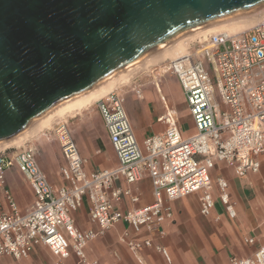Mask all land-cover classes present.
Returning a JSON list of instances; mask_svg holds the SVG:
<instances>
[{
	"label": "built area",
	"instance_id": "obj_1",
	"mask_svg": "<svg viewBox=\"0 0 264 264\" xmlns=\"http://www.w3.org/2000/svg\"><path fill=\"white\" fill-rule=\"evenodd\" d=\"M201 44L193 54L198 55L196 59L187 55L162 67L177 78L193 134L182 135L176 112L162 98L164 113L159 120L166 128L139 144L123 95L111 91L95 105L118 159L116 168L85 173V160L68 118L50 129L64 159L59 168L64 181L61 186L49 182L32 147L0 151V264L4 257L27 264L37 246L50 252L52 260L46 264H64L69 258L76 264H96L86 255L87 245L119 223L124 227L118 239L138 261L143 249L154 248L170 262L167 248L154 245L152 234L164 237L162 225L174 220L171 202L192 193L199 194L201 216L211 217L218 201L229 219L236 218V201L228 181L212 174L223 164L236 177L246 178L258 174L264 163V20L234 34H212ZM135 92L142 94L139 87ZM11 167L17 168L33 192V202L25 213L19 211L6 188V171ZM144 174L151 181L153 201L127 211L118 208L123 199L136 204L139 197L130 187L122 189L117 181L131 185ZM84 200L93 228L76 225L74 213ZM213 220L219 222L220 215H214ZM243 241L256 243L254 236ZM229 264H264V244L247 257L231 256Z\"/></svg>",
	"mask_w": 264,
	"mask_h": 264
},
{
	"label": "water",
	"instance_id": "obj_2",
	"mask_svg": "<svg viewBox=\"0 0 264 264\" xmlns=\"http://www.w3.org/2000/svg\"><path fill=\"white\" fill-rule=\"evenodd\" d=\"M264 0H0V144L170 42Z\"/></svg>",
	"mask_w": 264,
	"mask_h": 264
},
{
	"label": "crops",
	"instance_id": "obj_3",
	"mask_svg": "<svg viewBox=\"0 0 264 264\" xmlns=\"http://www.w3.org/2000/svg\"><path fill=\"white\" fill-rule=\"evenodd\" d=\"M138 87L140 88V85H136L133 91L135 92V89ZM154 90L163 107L162 112L156 115L152 112L148 102H144L145 89H141V96H138L135 92L134 95H126L125 97L124 93L119 92L124 97L125 112L139 144H142L144 139L148 136L162 133L165 130V123L159 120V117L164 113L162 98L167 104L168 100L166 95L173 96L174 100H184L183 93L178 84L174 86V89L170 87L169 83H165L161 88L156 82ZM166 91L168 93H166ZM130 99L132 100L131 102H133L131 104L132 107L130 105L131 108L127 107V102ZM170 108L178 114V125L180 124L181 117L186 116L191 118L187 106L186 110L181 109L179 111H176L172 107ZM68 120L73 139L81 156L85 160L83 167L85 173L88 174L103 169H114L118 166V159L112 148L108 132L96 105L92 108L90 106L89 109L85 110L82 114L69 117ZM192 127L193 132L191 134L194 133L193 123ZM179 128L183 136L186 137L191 135L183 131L180 125ZM44 136L46 140L53 139L56 141L50 129L44 132ZM27 146L34 149L36 159L42 170L46 173L49 182L56 187L63 185L64 181L61 178L59 168L64 164V159L60 149L58 150V156L61 159V163L57 165V154L54 153V157L48 155L44 163L40 159L41 151L40 147H38L39 145L31 144ZM56 146L57 145H55V147ZM224 168L227 167L219 164L218 170L215 169L214 171H217L218 175H220V171ZM258 174L260 177L258 176L257 178H261V183L264 184V179L262 178L264 176V163H262L261 170ZM252 175L246 178H239L240 180L245 179L248 181L247 185L241 183L239 186H235L234 184L231 185V178L226 179L224 175H220L229 181V192L231 197L236 201L237 216L235 219H229L226 216L218 201L216 202L211 217L200 216L198 211V193H196L197 204L195 209H193L191 204L190 206L187 204L188 198L193 196V194L171 202L175 221H166L162 225V228L165 230L164 237H160L157 233L152 234L154 245L160 244L167 248L171 258L170 262H167L163 255L154 248L143 249L140 252L141 262L138 261L123 244L118 242V236L124 227L122 223L115 225L113 229H110L103 235L90 241L85 249L86 255L88 259L92 261L95 260L96 264H229V258L233 255L237 257H247L251 255L252 251L259 244H264V210L262 208V202L264 200L261 201L251 196L252 190L250 184L252 183ZM143 178L149 180L152 197L150 199H143L141 193L137 192L135 190L136 188L133 187L135 183L128 185L123 180H119L116 184L120 185L122 189L130 187L132 192L139 197V201L136 204H132L129 202L128 198H125L118 204V208L127 211L132 208L150 204L153 201L151 181L146 174L143 175L142 179ZM6 188L10 191L7 180ZM32 202L33 201L22 204L16 203V205L23 207L29 205L25 210L17 206L21 213H25ZM85 203L87 204L86 206ZM216 214L220 215L219 222L213 220V216ZM74 218L76 225L81 229L95 227L88 217L87 200H84L81 207L74 213ZM119 230L121 231L119 232ZM142 235L147 236L148 234L143 232ZM247 236H254L256 243L254 245L246 244L243 239ZM48 258L52 260V256L48 249L37 246L25 263L46 264ZM11 262L12 264H16L13 261ZM64 264L76 263L72 258H69Z\"/></svg>",
	"mask_w": 264,
	"mask_h": 264
},
{
	"label": "rangeland",
	"instance_id": "obj_4",
	"mask_svg": "<svg viewBox=\"0 0 264 264\" xmlns=\"http://www.w3.org/2000/svg\"><path fill=\"white\" fill-rule=\"evenodd\" d=\"M257 13H259V14H257ZM256 16L260 18V16H262L261 12H256L255 14L253 13V15H251V16L248 15V17L251 18V19H249L248 17H245L244 19L247 18L246 20H248V19L252 20L254 18H257ZM205 40L194 41V42H192L193 44L190 43L186 55H192V59H196L198 57V55L197 54L193 55V54L195 53V51L198 48L201 47V45H202L201 42H203ZM169 60H171V59H166L160 65H156V66H153V67H151V68H149L147 70H141V71L135 73L133 75V77L131 78V81L127 85L119 87V88L115 89V91L124 93L125 97H126V95H131L132 96L135 93L133 91V88L136 85H140L141 89H145V100H144V102H148V105L151 107L152 112L155 115L160 113V112H162L163 107L161 106V104H160V102H159V100H158V98L156 96L155 90H154L155 83L157 82L160 85L161 88H162V86L165 83H169L170 87H172L173 89H174V86H176V84L179 85V83L177 81V78L175 77L174 74H171V73H168V72H163V70H162L163 65L168 63ZM162 92H163V89H162ZM166 93H168V92L166 91ZM178 95H179V93H178ZM166 98L168 100L169 106L172 107L173 109H175L176 111L177 110L179 111L181 109H185L186 110V105H185L184 100L183 101L181 99L174 100L173 96H171V95L170 96L166 95ZM131 101L132 100L130 99L127 102V107H129V108L132 107L131 104L133 102H131ZM130 105H131V107H130ZM92 107H95V102L91 105V108ZM177 116H178V114H177ZM66 118H69V117H65V118H61V119H66ZM61 119H56L54 121V123H56L57 121H59ZM54 123H53V125H54ZM53 125H52V127H53ZM179 125L182 128V130L185 131L186 133L191 134L193 132L191 118H188L186 116L181 117ZM52 127L50 129H52ZM46 131L47 130H45L42 133L38 134L34 138H31V139L27 140L23 144L25 146L31 145V144L32 145L33 144H38L39 145L38 147H40V151H41V158L40 159L44 163H45L46 158H47L48 155L51 156V157H54V153L57 154V157H56L57 158V163L56 164L59 165L61 163V159L58 156L59 146H58V144H57V142L55 140H53V139L46 140L45 139L44 132H46ZM55 145H57V146L55 147ZM19 147L20 146H18V147L17 146L16 147L12 146L10 148L16 149V148H19ZM198 158L201 159L202 157H198ZM215 168H216V170H218V166H216ZM220 175H224L226 179L231 178V185L234 184L235 186H239L241 183H245L246 185L248 184L247 180H245V179L240 180L239 178H236L234 176L233 171L230 168L222 169V171H220ZM251 175L252 174H249L248 176H251ZM212 176H213V178H215L216 176H218V172L217 171H213ZM258 176H259V174L252 175V183L250 184V187H251V190H252L251 196L263 201L264 200V184L261 183V178L260 179L257 178ZM262 178L264 179V176ZM6 180H7V183L9 185V187H10V192L13 195V198H14V200H15V202L17 204H22V203H25V202L28 203V202L33 201V192L31 190L30 186L23 179V176L17 171V169L15 167H11L10 169H8L6 171ZM133 187L136 188L135 190L137 192L141 193V196H142L143 199H150L152 197L151 196V188H150V184H149V180L148 179L143 178L142 180L137 181L133 185ZM192 194H193V196L188 198L187 204L189 206L191 204L193 209H195V206L197 204V194L196 193H192ZM86 205L87 204L85 203V206ZM17 206L19 208L25 210L29 205H27V206L25 205L24 207L23 206H19V205H17ZM114 227H112L110 229H113ZM120 231L121 230H119V232ZM118 242L123 244L128 249V247L124 243L119 241V239H118ZM128 251L131 253V251L129 249H128ZM2 261H3V264H12L11 260L9 258H7V257L2 258ZM50 261H51V259L48 258L47 262H50Z\"/></svg>",
	"mask_w": 264,
	"mask_h": 264
},
{
	"label": "bare ground",
	"instance_id": "obj_5",
	"mask_svg": "<svg viewBox=\"0 0 264 264\" xmlns=\"http://www.w3.org/2000/svg\"><path fill=\"white\" fill-rule=\"evenodd\" d=\"M256 12H261L262 16H260L259 18L257 17V15V18L249 20L251 18H249L248 15L251 16L253 15V13L255 14ZM245 17H248L249 19L246 20L247 18L244 19ZM262 20H264V8L230 19L209 24L181 38H178L165 45L164 47L160 48L156 52L152 53L151 55L140 60L139 62L118 72L91 92L70 98L55 106L54 108L46 112L44 115H42L40 118H38L19 137L1 143L0 150H4L12 146H25L23 144L24 142L31 138H34L43 131L50 129L56 119L73 117L82 114L100 97L104 96L105 94L111 91H115V89L119 87L127 85L131 81V78L135 73L141 70H147L156 65H160L166 59L176 60L187 56L186 53L189 44L194 41L205 40L210 35L217 33L234 34L237 32H241Z\"/></svg>",
	"mask_w": 264,
	"mask_h": 264
}]
</instances>
